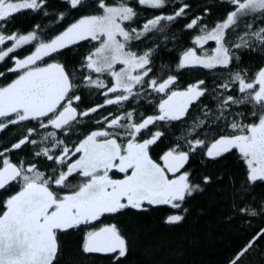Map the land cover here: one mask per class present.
<instances>
[{
	"label": "snow or ice",
	"instance_id": "6c2138e0",
	"mask_svg": "<svg viewBox=\"0 0 264 264\" xmlns=\"http://www.w3.org/2000/svg\"><path fill=\"white\" fill-rule=\"evenodd\" d=\"M47 3L0 0V64L15 75L0 85V132L9 126L22 131L14 143L0 148V264H59L60 234L75 230L84 231V254L125 264L128 239L117 223L104 224L102 218L166 206L173 211L164 223L180 224L187 199L204 190L201 184L212 182L209 176L194 182L185 168L197 149L211 160L235 151L245 169L243 190L264 184V66L252 76L234 70L241 59L235 50L264 51V0H224L229 11L214 26L204 24L201 16L186 24L199 34L180 55L176 70L198 67L228 73L213 88L215 113L203 109L218 127L206 133L210 142L197 138L193 134L208 124L198 118L189 131L193 138L184 139L187 150L177 143L159 160L151 153L164 133L152 126L182 120L209 89L203 79L179 89L176 75L158 78L151 66L154 49H134L163 31L162 22L187 16L190 5L184 0H63L67 13H59L58 21L92 11L48 39L35 30L22 34L6 28L22 10L48 16ZM170 4L171 14H155L140 25L139 9L160 10ZM256 19L262 26L252 23ZM241 26L243 33L236 31ZM82 41L93 46L79 66L69 70L56 57ZM210 41L215 46L208 51L204 46ZM28 45L33 50L21 58L20 50ZM0 78L8 79L5 70H0ZM81 88L103 100L81 109ZM153 92L161 96L156 114L144 115L131 107ZM247 106L250 112L243 110ZM86 121L97 127L70 144V133L87 127ZM221 128L230 131L214 135ZM17 152H29L31 159L14 161ZM234 208L251 217L264 214V204ZM262 239L264 229L228 264H243L242 257Z\"/></svg>",
	"mask_w": 264,
	"mask_h": 264
},
{
	"label": "trees",
	"instance_id": "16d2710c",
	"mask_svg": "<svg viewBox=\"0 0 264 264\" xmlns=\"http://www.w3.org/2000/svg\"><path fill=\"white\" fill-rule=\"evenodd\" d=\"M184 2L190 5L187 16L177 18L170 23L162 22L166 25L163 31L151 34L144 43H139V47L134 49L137 51L154 49L151 66L158 78H165L169 74L178 75V81L182 85L203 79L209 89L206 96L201 98L202 103L198 102L191 107L186 120L158 122L157 125L152 126L153 131L158 128L164 133L158 141V146H153L152 153L157 159L177 143L184 147L185 137L192 139L194 135L210 142L212 137L207 136L206 133L217 129L218 124L205 116L203 109L208 107L213 114L215 113L217 101L213 95V88L228 76L227 72H212L201 68H188L180 73L176 70L180 55L192 46V40L199 33L196 29H187L186 24L193 17L201 16L203 23L212 27L224 19L230 8L224 0H184ZM62 5L63 0H48L46 5L48 16L31 10H22L14 14L6 28L22 34L35 30L43 39H48L62 32L75 19L92 11L90 8L84 9L66 15L63 21H58L59 13H67V9ZM139 11L142 26L146 19H151L155 14H171L173 5L170 4L160 10L139 9ZM252 23L257 27L262 26L259 19ZM36 25H40L42 30L36 29ZM239 30L237 32L245 31L243 26ZM92 46V43L82 41L62 50L56 59L72 70L79 66ZM32 50L31 45L25 46L20 50L21 58ZM235 51L241 59L234 70H247L248 75L252 76L264 66V51L259 48L255 51L247 48ZM47 59L48 62H52L50 58ZM0 70H5L8 77V79L0 78V85L9 83L15 78L14 74L6 72L3 64H0ZM81 95V109L103 100L101 96L90 94L86 88H81ZM160 99L161 96L153 92L147 96V99H140L131 107H135L138 113L154 115ZM243 110L250 112L251 108L247 106ZM198 118L208 120V124L193 135H189L194 121ZM220 124L222 125L223 121ZM95 127L97 125L94 122L87 124V127L80 126L70 133L69 143H74L78 137L83 136L84 132ZM228 130L221 128L214 135H223ZM21 134L19 126H9L0 132V148L10 146ZM193 153L187 163V170L193 174L194 182H200L203 176L211 177L212 182L207 185L201 184L204 190L187 199L185 203L187 212L183 213L185 219L180 224L164 223V218L173 211L166 206L151 209L147 213L130 211L117 218H102L104 224L117 223L127 237L130 251L125 264H228V261L256 233L264 229V214L251 217L240 214L234 208V205H250L259 208L261 204H264V184L258 183L249 191L243 190L245 169L238 156L235 153H229L217 160H211L201 149ZM21 158L29 160L31 155L29 152H17L12 155L14 161ZM83 237V230L60 234L59 264H109L105 258L89 256L81 251ZM242 262L243 264H264V239L258 241L242 257Z\"/></svg>",
	"mask_w": 264,
	"mask_h": 264
},
{
	"label": "flooded vegetation",
	"instance_id": "af4514ba",
	"mask_svg": "<svg viewBox=\"0 0 264 264\" xmlns=\"http://www.w3.org/2000/svg\"><path fill=\"white\" fill-rule=\"evenodd\" d=\"M193 46V45H192ZM191 46V47H192ZM196 68H198V67H196ZM186 69H188V68H186ZM191 69H193V68H191ZM184 69H182V70H180L179 71V73L180 72H182ZM178 73V74H179ZM177 77H178V75H177ZM196 81H191V82H188V83H186V84H180L179 83V81H177V86L179 87V89H183V88H186L187 87V85H189V84H192V83H195ZM102 101V100H101ZM193 105H195V104H193ZM192 105V106H193ZM191 106V107H192ZM191 107L189 108V111L191 110ZM188 115H189V112H188V114L182 119V120H180V121H174V122H182V121H184V120H186L187 118H188ZM230 130H228L225 134H228V132H229ZM225 134H223V135H225ZM182 147H183V145H182ZM184 150H187L186 148H184ZM233 153H235L237 156H238V154L235 152V151H233ZM152 154V156H153V158L154 159H156V160H159V158L157 159L156 158V156L153 154V153H151ZM192 154H194L193 152H192ZM227 155V154H226ZM190 156H191V154H190ZM189 159H190V157H189ZM189 161V160H188ZM188 163V162H187ZM185 168L187 169V164L185 165ZM189 171V170H188ZM0 198H3L2 196H0Z\"/></svg>",
	"mask_w": 264,
	"mask_h": 264
},
{
	"label": "rangeland",
	"instance_id": "374dc122",
	"mask_svg": "<svg viewBox=\"0 0 264 264\" xmlns=\"http://www.w3.org/2000/svg\"><path fill=\"white\" fill-rule=\"evenodd\" d=\"M242 27V26H241ZM241 27L239 28V29H241ZM239 29H237L236 31H238ZM240 31V30H239ZM199 34V33H198ZM236 36V34H235V32L234 33H232V37H235ZM215 45H214V42H209L208 44H206L204 47H205V49H207L208 51H211V49L214 47ZM238 50V49H237ZM142 51H144V49H142L140 52H142ZM202 54V53H201Z\"/></svg>",
	"mask_w": 264,
	"mask_h": 264
}]
</instances>
